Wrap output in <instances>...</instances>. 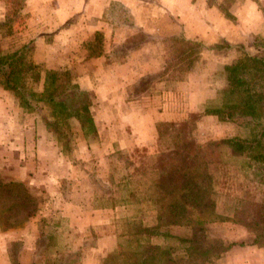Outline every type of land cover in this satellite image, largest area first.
Returning <instances> with one entry per match:
<instances>
[{
	"label": "trees",
	"instance_id": "16d2710c",
	"mask_svg": "<svg viewBox=\"0 0 264 264\" xmlns=\"http://www.w3.org/2000/svg\"><path fill=\"white\" fill-rule=\"evenodd\" d=\"M1 1L5 16L0 21V84L13 92L20 113L35 116V125L40 123L51 132L58 153L76 163L78 141L84 140L90 146L100 139L91 93L74 81L68 70L43 68L30 59L32 39L22 40L17 35L24 27L21 18L27 15L25 0ZM239 1L243 0L208 3L216 4L226 17L234 19L231 6ZM254 1L262 7L261 0ZM133 17L124 3L111 1L108 21L113 27L130 26ZM148 36L141 28L126 34L121 43L124 54ZM101 37L97 30L95 40ZM169 38L172 57L158 73L149 74L147 84L154 80L185 79L203 50L215 47L182 31ZM91 41H84L89 54L103 53L102 49L92 51ZM252 45L253 52L243 42L227 45L235 48L236 56L223 66L224 84L216 89L215 99L191 110L184 118L154 122L149 139H136L116 148L117 158L123 162L121 168L111 166L101 174L86 173L90 194L84 207L106 211L131 204L132 213L63 227L57 214L56 191L49 194L51 209L37 221L30 264H35V255L43 257L42 264H81L84 249L109 235L127 236L128 245L122 250H108L99 264H207L234 244L246 243L226 242L211 234L209 224L217 220L241 223L252 231L248 243L264 247V191L259 199L240 197L230 213L219 212L211 171L212 164L221 161L224 153L240 157L264 189V36L254 37ZM202 114L214 115L220 122H232L239 131L198 141L193 131ZM66 182L65 178L60 179L63 188ZM39 201L25 183L5 180L0 173L2 229L24 224L36 215ZM8 249L12 263L19 264V240H13Z\"/></svg>",
	"mask_w": 264,
	"mask_h": 264
},
{
	"label": "crops",
	"instance_id": "0c3cea01",
	"mask_svg": "<svg viewBox=\"0 0 264 264\" xmlns=\"http://www.w3.org/2000/svg\"><path fill=\"white\" fill-rule=\"evenodd\" d=\"M111 1L112 0H25L24 11L27 15L24 17L21 25V27H24L17 32V35L22 40L32 39L30 59L33 62L40 64L43 68L68 70L73 80L81 87L94 91L96 99L94 100V98H92L91 107L100 137L99 142H96V146L100 145L102 130L104 133L110 135L113 131L122 132L118 127L122 126L125 129L128 125L126 120L129 116L128 111L132 110L129 106L131 102L135 103L140 101L141 94L149 93L150 91L148 90H150L154 84L162 81L167 82L166 80H174H154L138 95L135 94L130 96L128 94L127 89L132 85L135 87L136 83H138L142 77L158 73L163 68L165 62L161 63V60L163 61L164 48L160 39L169 38V35L182 31L184 35L188 37L198 36L207 44H215L216 35H214V31L210 32V28L212 27L215 28L220 35L219 37H224L226 41L233 44L241 42L240 37L244 34L243 31L242 33L239 32L240 34L226 35L221 29L222 26H220V23L224 22L226 19V17H224L225 15L219 10L216 4L210 5L208 0H198V6L194 0H161V5L162 7L164 6L163 12L158 10V3L152 4V0H118L130 8L134 16L133 23L130 26L118 25L113 27L110 21H108V10ZM212 9L221 12V14H219L220 12L218 11V15L220 16H217L220 22L215 18L209 17V13ZM158 12H161L162 15L164 13H166V15L171 13L173 15L172 21L173 23L175 22L176 26L173 27L164 20L161 24L163 27L156 29L157 25L155 24L154 15ZM80 14L82 18L85 14L86 17L81 23H78V16H80ZM4 16V4L1 1L0 21L4 19ZM221 16L225 19L221 18ZM227 25L229 26V24ZM138 28H141L149 35L154 34L155 37L131 47L125 54L124 52H118V48L122 46L123 37ZM231 28L233 29V27ZM97 30L105 31L107 34L106 38L110 40V45L108 44L107 46L106 43L103 53L96 57H90L92 58L90 59L87 57V52L82 49V42L86 39H91ZM236 36H238V39H235ZM231 37L235 39V42L230 41L234 40L231 39ZM56 40L58 41L56 42ZM232 49L233 48L229 46L221 49L205 48L202 57L196 61L192 71L188 73L185 79L178 81L184 82L191 76L193 70L197 71L201 65L208 64L207 58H209V54L210 60L213 57L215 59V56L219 55V57L221 56L223 58L224 64L229 62L233 59L234 55L236 56V50L234 49V55H232ZM107 54H110V59ZM133 57L135 58V64ZM86 58L88 60H86ZM86 65L90 66L82 72L81 70L84 69ZM126 67H130V69L133 68V70L131 69L132 74L129 77L125 75ZM205 67L206 71L212 70V66L209 68V65H205ZM204 81L205 79L203 82ZM223 84L224 78L219 87ZM206 87L207 86L203 87L204 91ZM194 88L197 89L198 86ZM206 98L204 97L201 99V102L204 101L202 104L206 102ZM98 102L100 103V108L96 105ZM201 105L199 104L198 106ZM103 109L106 110L109 122L101 126L100 113ZM142 110L143 109L139 108L131 112L137 119L138 113H140L139 115L142 117H145L146 113H141ZM162 113L163 112L160 111L155 114L154 119L146 120L145 122L142 121V123L136 122L135 125L138 124V127H140L139 124H141V127L142 125H146L148 128L150 126V130H152L153 128H151V126L153 127V123L158 120L178 119L175 117H165ZM188 113L180 115L182 117L179 118H184ZM101 115L103 114L101 113ZM205 115L208 114H202L201 117ZM34 117L35 116L31 118L28 117V115L20 113L18 101L13 92L0 84V173L2 177L5 180L15 179L25 183L28 188L30 187V189H33V193L36 196L40 194L39 191H37L38 187L41 185L47 187V185L53 184L55 186L53 191H56V199L58 200L57 203L62 204V206H57L59 208L57 214L60 218L65 216V218L69 219V225H85L102 222L105 218L97 219L99 213L105 214L106 216L108 213L109 217L106 219L110 220L112 218L110 213L113 209L106 211L89 210L84 207L86 200L84 195L82 199L81 197L80 199H72L71 196L64 195V197H62L60 195L64 193V188L60 185V179L65 178L67 181L69 180L68 178L73 169V164L71 160L58 153V145L53 139L51 132L40 123L36 126L33 120ZM112 119H118L119 121L122 119L123 121L117 124L116 122H112ZM135 132L139 134V131L136 130ZM123 135V140L119 139L116 143L113 141L114 143L112 144L127 146L129 143L136 140V136H134L135 139L131 142H127L126 133L124 132ZM49 136L53 139V144H51L55 152V161H53L57 164L54 167L64 165L65 174H54L56 169L49 168L47 165L48 160L45 158L48 143L46 139ZM83 142L86 144V150H88L89 144L84 140ZM112 144L110 145V143H108L107 145H110L109 148H112ZM102 157H107L105 152H103ZM83 176L86 182V173ZM72 205L75 210L72 209ZM45 208H48V210L51 209L48 202ZM46 212H44V207H41L38 209L36 215L30 217L24 224L10 227L5 230L0 227V264H13L8 246L16 239L19 240V264H30L32 252L35 249L34 240L38 233L37 221L40 216ZM83 217L85 218L84 220H82ZM87 217H91L93 220L86 221ZM116 238L117 236L115 235L105 236L96 246L84 250L81 264H84L85 260L87 262L90 261L91 264H99L100 257L104 252L109 250L108 247L106 248V244L104 245V242L109 240L112 241ZM248 242L249 241H246L244 245L234 244L226 251V259L231 254H238L237 264H264V247ZM88 252L93 254L89 255L87 254ZM34 262L35 264H42L43 257L35 255Z\"/></svg>",
	"mask_w": 264,
	"mask_h": 264
},
{
	"label": "rangeland",
	"instance_id": "374dc122",
	"mask_svg": "<svg viewBox=\"0 0 264 264\" xmlns=\"http://www.w3.org/2000/svg\"><path fill=\"white\" fill-rule=\"evenodd\" d=\"M160 1L161 0L159 1L152 0V4L158 3L157 4L159 6L158 10L163 12L164 6L162 7ZM194 1L198 6V0H194ZM261 3H262V7H260V5H258L257 2H255L254 0L239 1L235 5L231 6V10L235 16L234 19L228 18L223 14L222 15L226 17V19L221 16V18H224L225 20L224 22L220 23V26H222L221 29L224 31L226 35L240 34L239 32L242 33L244 31V34L240 37L241 39L240 38L239 39L241 40V42L245 44L246 49L250 52L255 51L252 45V40L254 39V37L264 36V0H261ZM16 5L17 2L15 1L14 6ZM218 11L212 9L209 13V17L217 19V16H220L218 15L220 11L219 12ZM161 12H158L156 15H154L155 24L157 25V26L155 25L156 29H160L163 27L161 24L164 20L167 21L169 25L175 27L176 24L175 22L173 23L172 21L173 15L171 13H169V15H166V13L162 15ZM219 14H221V12ZM85 17L86 14L83 15V18L82 15L80 14V16H78V21H79L78 23H81V21H83ZM21 20L23 21L24 17L21 18ZM217 20L220 22V19ZM227 24H229V26ZM231 27H233V29ZM213 31H214V35H216L215 36L216 40L214 42L215 44H212L215 47H211V49L213 48L221 49L223 47L227 48L228 47L227 45L230 43L226 41L224 37H219L220 35L217 33L215 28L211 27L210 32ZM100 32L102 37L99 41L95 40V33L91 37V39H86V40H92L91 41L92 43L90 44L91 47H89L91 48L92 51L94 50L97 51L101 49L103 51L106 47V43L107 46L108 44L110 45V40L109 38H106L107 34L105 33V31L100 30ZM154 37H155L154 34L152 35L150 34L148 36V39ZM231 39L234 38L231 37ZM235 39H238V36H236ZM235 39L230 41L235 42ZM57 41L58 40H56V42ZM84 41L82 42V49L87 52V57L88 58L96 57L97 55L89 54L90 50L85 47ZM160 42L164 48L163 61L161 60V63H163L172 57V45H171V40L168 37L160 39ZM229 47L233 48L232 55H234L235 48L233 46H229ZM123 50H124L123 45L118 48V52L120 53H122ZM234 57L235 55L233 56V58ZM133 59L135 64V58L133 57ZM207 59H208L207 60L208 64L201 65L197 69V71L193 70L191 76H189V78L185 80L186 82L185 81L182 82L178 80L175 81L166 80L167 82L165 81L158 82L157 84H154V86L150 88L149 93L141 94L140 97L141 100L135 102L136 104L131 102L129 106L131 107L132 110H137L140 108L143 109L141 113L145 112L146 114L145 117H142L141 115H139L140 113H138L136 119L135 115H132L131 112L132 110H129L128 111L129 116L126 119L128 125L125 127V129L122 126L118 127L119 130H122V132L113 131L112 133H110V135H108L104 133V131L102 130V135H101L102 139L100 140V145L96 146L97 143L94 142L89 146L88 150H86V144L83 141H78V145L75 149L76 156L78 157L77 162L76 163L72 162L73 169L70 173V177L68 178L69 180L64 185L63 194L71 196L72 199H77V198L80 199V197L82 199L84 196L86 197L90 194V192L85 188L87 186L83 176L85 173L98 171L99 172L98 174H101L105 172L109 167H111V165L121 168L123 166V162H121L117 158V153L115 151L116 148L125 147V146H117L115 144L113 145L112 144L114 143L113 141H115L116 143L119 141V139L123 140L124 132L126 133L127 142H131L135 138L137 140L147 139V138L149 139L152 137L153 134L152 132L153 129L150 130V126L149 128L146 127V125H142L141 127V124H139L140 127H138L137 126L138 124L135 125L136 122L142 123V121L145 122L146 120L154 119L155 114L160 111L163 112L162 115L164 114L165 117L168 116L172 118L175 117L181 119L179 118L182 117L180 115L186 114L190 110L197 109L198 107H200L198 105L199 104L201 105L202 102H204V101L201 102L202 98L207 97L206 102L210 101L213 98L215 99L216 98L215 87L216 89L219 88L220 84H222L223 82L224 63H223V58L221 56L219 57V55L215 56V59L213 57L210 60V54H209V58ZM86 60L88 59L86 58ZM205 65L206 66L209 65V68L212 66V70L206 71ZM88 66L86 65V67L81 71L84 72ZM131 69L133 70V68ZM131 69L130 67H126V72H125L126 77L131 76L132 74ZM59 70L64 71L65 69H59ZM148 76L149 75L142 77L138 81L137 85H135V87L134 85L130 86L127 89L128 94L130 96H133L139 93L137 92L138 89H139L138 91H140V89L145 90L146 86L148 85L147 84ZM204 79L205 81L203 82ZM195 86H198V88L197 89L194 88ZM204 86H207L205 88V91L203 90ZM89 92L91 93V98H94L95 100L96 94L94 93V91L89 90ZM198 98H199V102H198ZM96 105H98L99 107L100 103L98 102L96 103ZM101 113L103 115H101ZM101 113H100V117H101L100 124L102 126L104 123L109 122V120L107 119V113L105 109H103ZM122 121H123L122 119L121 121H119L118 119H112V122H116L117 124H119ZM135 128L137 131H139V134L135 132L136 131ZM151 128L153 127L151 126ZM237 131H239L238 127L235 126L232 122H220L216 119L214 115H205L197 119L196 127L194 128L193 131V135L197 138L198 141H205L206 139L211 137L230 135ZM134 136L136 137L134 138ZM46 142L48 143V146L46 147L47 153L45 159L48 160L47 162L48 167L56 169L55 170L56 172H54V174H62V173L65 174L64 165L59 167L58 166L54 167L57 164L54 163L55 152L53 146H51V144H53L52 137L49 136L46 139ZM108 143H110V145L112 144V148H109L110 145H107ZM103 152H105V155L107 156L106 158L102 157ZM211 171L214 174V179H215L214 196L216 199L217 209L219 212L230 213L232 211L233 206L237 203V200L240 197L259 199L263 195V191H264L263 186L258 181L255 180V176L253 175L251 169L247 166H243V159H241L240 157L233 156L228 153H224L222 154L221 161L212 164ZM49 185H47V187L42 185L38 187L37 191H39L40 194L38 193L39 194L38 196L35 195L37 199L40 200L38 207L39 208L44 207V212H46L49 208V207L45 208L47 202L49 203L48 200L49 194L55 193L53 191L55 186L53 184H51L50 186ZM28 189L31 190V192L33 193V189H30V187ZM56 205L62 206V204H58L57 202ZM71 207L72 209L75 210L73 205ZM132 212H133V206L131 204L123 205V206L119 205L118 207L113 209V211H111L110 216L113 218L114 215L121 216L125 214H130ZM84 217L82 218V220L85 219ZM107 217H109L108 213L107 216L105 214L99 213L97 219H101V218L106 219ZM58 219L60 221V225H62L63 227H67V225H69V219L65 218V216L61 218L58 217ZM89 220H93V219L91 217H87L86 221ZM209 232L213 235L223 238L226 242L231 240H235L237 242L240 241L246 242L249 241L252 236V231L247 227H245L244 225H242L241 223L222 222L219 220L211 222L209 224ZM105 244H106V248L108 247L109 250H122L127 247L128 239L127 236L125 235H118L116 239H113L112 241L109 240L104 242V245ZM94 246L96 245L87 246V248H85L84 250H88ZM90 252H88L87 254L92 255L93 253ZM106 252H104V254ZM237 258H238V254H231L226 259V256L224 254L221 257L207 264H237L236 263L238 260ZM84 264H91V263L90 261L87 262L85 260Z\"/></svg>",
	"mask_w": 264,
	"mask_h": 264
}]
</instances>
